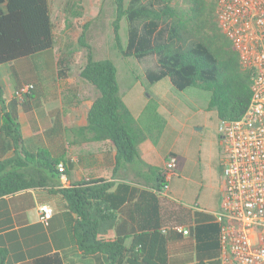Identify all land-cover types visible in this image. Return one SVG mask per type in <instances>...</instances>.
<instances>
[{
    "label": "trees",
    "instance_id": "obj_1",
    "mask_svg": "<svg viewBox=\"0 0 264 264\" xmlns=\"http://www.w3.org/2000/svg\"><path fill=\"white\" fill-rule=\"evenodd\" d=\"M113 3L114 45L123 57L137 61L155 58L156 67L145 72L149 84L168 79L178 91L195 88L208 92L209 107L216 110L219 121L244 114L251 97L250 73L239 65L230 41L221 33L212 2L186 0L184 7L174 5V0H130L127 6L125 0ZM74 7L72 3L69 14H75ZM122 18L127 24L124 49L118 36ZM78 43L86 50L79 76L97 92L87 112L86 126L79 131L90 134V141L110 142L118 165L130 163L136 157L141 131L119 97L116 68L109 60H97L83 35ZM54 47L48 0H0V66L50 52ZM71 55L61 54L57 59L56 80H67ZM34 92L21 101L12 98L6 102L0 82V133L9 140L12 152L10 157H0V198L60 179L56 170L60 159L45 148H29L19 129L18 110L32 109ZM64 183L57 193L76 215L72 231L82 255H101L106 264H172L171 231L161 232L164 227L156 195L165 187L162 173L152 190L102 179ZM104 221L113 224V236H99ZM194 222L188 242L193 241L198 257L219 264L218 224L202 213L194 214ZM127 239H131L129 247L124 244ZM33 264L63 263L53 254Z\"/></svg>",
    "mask_w": 264,
    "mask_h": 264
},
{
    "label": "crops",
    "instance_id": "obj_2",
    "mask_svg": "<svg viewBox=\"0 0 264 264\" xmlns=\"http://www.w3.org/2000/svg\"><path fill=\"white\" fill-rule=\"evenodd\" d=\"M52 52L0 66V82L6 102L13 98L16 87L24 84L34 85L33 96L40 88L46 91L47 86L53 94L57 82V58ZM146 60H141V63ZM152 61V68L145 65L140 69L142 76L156 67L155 58ZM38 66H46L48 71L42 70L44 74L39 77ZM79 71L75 79L76 88L70 98L64 101L58 94L53 96L56 102L52 107L46 104L45 108L38 110L32 104L30 111L18 110L19 129L26 145L36 150L45 148L53 157L60 159L59 162L65 161L66 173L63 179L56 178L48 186L0 198V264H33L34 260L53 254H58L63 264H106L101 255L84 256L79 251L72 231L76 215L68 210L57 190L65 185L64 182L95 179L152 190L170 156L177 159V168L167 181L169 198L161 199L156 193L163 227L179 225L190 231L195 226V213L214 218L220 211L224 188L223 155L219 177H213L208 155L212 152L204 150L201 139V130L210 120L214 117L219 120L216 110L209 107L210 95L205 99L199 96L201 94L188 92L190 88L178 91L168 79H162L151 84L152 94L145 97V88L139 81L132 80L129 102L125 103V95L119 94V97L138 123L141 138L132 162L118 165L115 148L110 142L90 141L87 139L90 134L79 131L86 126L87 112L97 96L96 90L80 78ZM133 78L136 79L135 76ZM117 84L120 92L118 81ZM150 101L155 106L145 116ZM133 105L137 109H133ZM215 144L221 149V137ZM8 148L9 140L0 133V157L12 155ZM216 180L218 183L214 186L212 182ZM41 205L52 209L47 227L38 220ZM98 234L100 237L113 236V224L104 221ZM170 236L169 260L172 264H209L211 259L198 257L193 241L188 242L189 234L171 232ZM130 243L131 239H127L124 244L129 247Z\"/></svg>",
    "mask_w": 264,
    "mask_h": 264
},
{
    "label": "built area",
    "instance_id": "obj_3",
    "mask_svg": "<svg viewBox=\"0 0 264 264\" xmlns=\"http://www.w3.org/2000/svg\"><path fill=\"white\" fill-rule=\"evenodd\" d=\"M221 33L237 54L239 65L250 73L251 97L244 114L218 124L223 154L224 188L219 226V264H264V0H210ZM33 84L18 87L13 98L21 101L34 91ZM177 159L167 158L163 169L165 187L157 195L169 198L167 181L175 174ZM65 177L64 162L56 164ZM52 209L38 208V220L49 225ZM188 235L179 225L162 228Z\"/></svg>",
    "mask_w": 264,
    "mask_h": 264
},
{
    "label": "rangeland",
    "instance_id": "obj_4",
    "mask_svg": "<svg viewBox=\"0 0 264 264\" xmlns=\"http://www.w3.org/2000/svg\"><path fill=\"white\" fill-rule=\"evenodd\" d=\"M129 1L125 0L126 6ZM72 3L75 4L73 8L74 15L69 14V7ZM185 3L186 0H174V5L181 7H184ZM48 6L55 40L52 54L58 59L61 54L68 56L72 53V64L70 65L67 80H57L55 82L53 87L55 93L50 94L51 88L49 86L46 87V91H42L39 87L40 90L38 89L32 100V103L38 107V110L45 108L44 105L46 106V104L52 107V104L56 102H54V95L59 94L60 98L67 99L68 97L70 98L75 90V79L78 76V71L85 63L86 54V50L78 43L81 35H83L85 43L91 46L97 60H109L116 68V80L119 83L120 89L119 94L125 95L126 104L131 97L129 92L132 90V80L139 81V84L145 88V97L152 94L151 84L146 81L145 76H142L140 69L144 68L145 65L147 68H152V58L154 57L149 56L144 63H141V61L138 63L132 57H123L114 45L112 23L115 19V6L113 0H48ZM118 26L119 45L121 49H124L127 42V24L124 18L120 19ZM42 70L48 71V68L46 66H38L39 77L44 74ZM188 92L201 94L199 96L205 99L209 98V93L201 89L190 88ZM175 93L182 99L178 91ZM200 101L203 102V99L200 98ZM154 106L153 101H150L147 107L149 109L145 112V116ZM132 107L133 109H137L135 105ZM143 121L144 119L142 118V123ZM218 124L219 120L214 117L201 130L202 146L207 153L212 152L208 155L210 156V163L213 168L211 172L213 177H219V166L221 164V156L223 155L222 149L218 148L215 144V141L220 137ZM212 183L215 186L218 180Z\"/></svg>",
    "mask_w": 264,
    "mask_h": 264
}]
</instances>
